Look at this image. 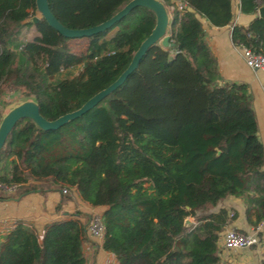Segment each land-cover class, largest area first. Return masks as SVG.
<instances>
[{
  "label": "trees",
  "instance_id": "obj_1",
  "mask_svg": "<svg viewBox=\"0 0 264 264\" xmlns=\"http://www.w3.org/2000/svg\"><path fill=\"white\" fill-rule=\"evenodd\" d=\"M47 1L62 24L79 28L128 0ZM162 1L175 6L167 30L173 45L152 44L118 87L58 128L19 118L0 149V157L13 154L0 184L35 180L41 191L65 188L62 202L74 190L81 201L104 206L102 247L118 264H222L219 233L235 211L210 209L233 195L243 199L250 223L264 220L263 145L248 84L222 77L196 13L215 26L231 24L233 44L260 53L264 17L235 22L232 0ZM263 3L239 0V10L255 14ZM37 11L35 0H0V94L18 89L47 119L112 82L156 19L137 5L110 27L81 36L85 48L76 52L68 46L75 37L41 15L31 21ZM27 24L37 32L22 39ZM77 214L47 222L41 234L15 219L0 240V264H86L87 228ZM187 216L195 223L185 226Z\"/></svg>",
  "mask_w": 264,
  "mask_h": 264
},
{
  "label": "crops",
  "instance_id": "obj_2",
  "mask_svg": "<svg viewBox=\"0 0 264 264\" xmlns=\"http://www.w3.org/2000/svg\"><path fill=\"white\" fill-rule=\"evenodd\" d=\"M234 21L247 24L255 14H245L239 10V0H232ZM256 13V12H255ZM196 16L205 29V39L217 58L219 71L224 79L246 82L252 96V105L257 119V134L263 145L264 157V70L253 69L246 65L241 47L233 44L231 40L232 25H212L204 16ZM11 155L0 157V175L4 174L10 164ZM37 181L28 180L10 188L0 186V240L7 232L15 219H23L34 224L39 234L43 226L52 220L62 218L67 213L78 211V218L87 228L89 217L92 213H102L104 206H91L81 201L74 190L72 196L62 202L65 194L62 190L41 191ZM231 207L235 216L219 233L218 254L222 264H261L264 260V220L257 226L259 241L238 249H225L221 246V238L226 228L232 227L240 232H252L256 227L250 223L244 212V201L240 197L230 195L223 199L217 206L210 209L216 211L219 207ZM195 223V217L191 220ZM190 223V224H191ZM88 239L83 242L82 250L86 264H118L113 252L102 247V240H96L88 234Z\"/></svg>",
  "mask_w": 264,
  "mask_h": 264
},
{
  "label": "water",
  "instance_id": "obj_3",
  "mask_svg": "<svg viewBox=\"0 0 264 264\" xmlns=\"http://www.w3.org/2000/svg\"><path fill=\"white\" fill-rule=\"evenodd\" d=\"M35 4L37 10L40 12V15L47 21V23L66 37H81L102 31L113 25L137 5L146 6L152 9L155 13L156 19L151 31L139 43L129 63L121 71V73L107 86L99 89L97 92L88 97L76 109L67 111L53 119H47L40 113L38 104L33 99H26L12 105L6 112H4V114H2L0 118V149L3 146L7 134L19 118L29 117L38 127L42 129L58 128L67 121L82 115L88 109L96 105L103 97L118 87L127 75L137 66L143 54L152 44L160 43L164 47L173 45V42L170 40V35L167 32L170 15L162 0H128L108 18L94 25L79 28L67 27L62 24L52 13L47 0H35ZM255 15L264 17V3L257 7ZM30 19L31 21H37L39 17L33 15ZM190 223V219L186 217L184 219V225L188 226Z\"/></svg>",
  "mask_w": 264,
  "mask_h": 264
},
{
  "label": "built area",
  "instance_id": "obj_4",
  "mask_svg": "<svg viewBox=\"0 0 264 264\" xmlns=\"http://www.w3.org/2000/svg\"><path fill=\"white\" fill-rule=\"evenodd\" d=\"M183 2L180 1L178 3V7L182 8ZM166 9L171 15L172 10L175 8L173 4H165ZM257 11V10H256ZM174 52L178 51L177 49L173 50ZM241 52L243 59L249 67L253 69H263L264 70V53L255 52L250 48L241 47ZM7 188L11 186L1 185ZM63 192L67 190L65 188L62 189ZM232 215V212L229 213ZM259 226H256L252 232H240L232 227L226 228L222 238H221V246L225 249H238L241 247L249 246L253 243H257L259 241V237L257 234V229ZM88 234L96 240H102L104 236V225L99 213H92L89 217V221L87 224Z\"/></svg>",
  "mask_w": 264,
  "mask_h": 264
},
{
  "label": "rangeland",
  "instance_id": "obj_5",
  "mask_svg": "<svg viewBox=\"0 0 264 264\" xmlns=\"http://www.w3.org/2000/svg\"><path fill=\"white\" fill-rule=\"evenodd\" d=\"M33 15L39 17L40 12L37 11ZM26 20H28V19H26ZM112 30H114V29H112ZM36 32L37 31L32 24H27L26 26H24L21 29L20 36L22 39H30ZM86 41H87L86 37L71 38L70 40H68V46L70 47L71 50L76 51V52H80V51L84 50ZM26 99H29V98H24L20 94V91L18 89L10 91L9 87L3 88V92L0 94V118H1L2 114H4V111H3V113H1L2 110H4L6 108V111H7L12 105H14L20 101L26 100ZM187 217L191 220L193 219V216H187Z\"/></svg>",
  "mask_w": 264,
  "mask_h": 264
}]
</instances>
